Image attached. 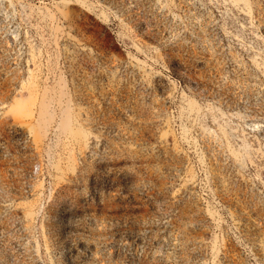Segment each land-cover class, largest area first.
<instances>
[{
    "label": "rangeland",
    "instance_id": "rangeland-1",
    "mask_svg": "<svg viewBox=\"0 0 264 264\" xmlns=\"http://www.w3.org/2000/svg\"><path fill=\"white\" fill-rule=\"evenodd\" d=\"M0 264H264V0H0Z\"/></svg>",
    "mask_w": 264,
    "mask_h": 264
}]
</instances>
